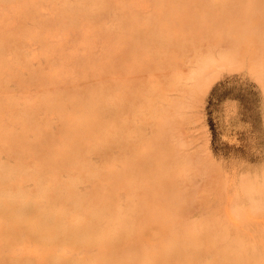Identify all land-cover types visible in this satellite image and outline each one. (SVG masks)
<instances>
[{"label":"bare ground","instance_id":"bare-ground-1","mask_svg":"<svg viewBox=\"0 0 264 264\" xmlns=\"http://www.w3.org/2000/svg\"><path fill=\"white\" fill-rule=\"evenodd\" d=\"M80 1L27 30L19 19L38 14L40 7H53V0H0V150L15 159L14 166L0 163V247H8V254L0 250V264H76L63 252L57 255L56 249L101 240L107 246L97 264H264V163L239 182L225 205L224 196L213 190V196L219 194L217 206L197 220L188 219L197 200L205 203L214 193L209 196L202 183V196L208 198L197 199L193 183L187 191L175 178L201 158V151H186L181 138L186 131L181 135V129L195 103L204 104L213 75L246 67L264 93V0H219V5L208 0H146L141 6L152 2L154 7L148 17L136 13L138 0ZM89 5L97 6L93 16L86 10ZM110 6L119 16L106 30L99 24ZM14 25L45 58V68L31 70L27 77L19 75L21 65H27L14 40ZM69 34L73 44L65 51L61 40ZM9 49L14 55L7 60ZM151 68L160 80L144 88L139 82L142 71ZM3 76L17 81L19 93L6 90ZM34 87L33 99L25 102ZM172 91L179 96L170 97ZM36 106L56 115L58 131L53 136L37 127ZM130 114L151 124L147 148L131 147L149 169L142 164L135 169L126 159L122 171L114 172L107 144L124 133ZM34 130L40 133L27 141L26 133ZM89 154L102 156L101 170L111 180L94 197L82 198L76 186L89 166ZM208 163L199 170L211 177L214 168ZM63 170L68 178L61 184ZM220 173L212 176L210 187L217 186ZM27 179L34 182V191L23 186ZM117 185L127 191L121 210H115ZM70 205L78 207V213L69 214ZM102 218L109 228L101 232L97 220ZM243 221L247 234L239 230ZM28 243L34 245L32 250ZM13 245L20 255L14 254Z\"/></svg>","mask_w":264,"mask_h":264},{"label":"rangeland","instance_id":"rangeland-1","mask_svg":"<svg viewBox=\"0 0 264 264\" xmlns=\"http://www.w3.org/2000/svg\"><path fill=\"white\" fill-rule=\"evenodd\" d=\"M144 1L146 0L137 1L139 3L137 4L138 8L134 6L136 1L132 3V6L137 9V14L140 13V16L142 15L144 17H148L154 12V7L152 2H145L141 6ZM217 1L219 0H208V3L212 5H219ZM77 3L81 4L82 2L80 0H53V7H40L38 9V14H32L21 18L19 19L21 21H19V23L24 29L28 30L38 25V22L42 19L43 21L55 19L64 5L67 4L71 7H75V4ZM130 5L128 6L132 7ZM113 6L106 8V10H104L101 14L102 16L100 18L101 20L99 25L106 30L111 28V25L115 24V22H118L114 21L115 17H118L119 15L115 13L116 8ZM2 8L3 6L0 4V13L3 12ZM132 8H129V10ZM219 9L220 6L217 7V11ZM86 10L93 16L97 12V6L89 5ZM138 10H141L142 12ZM203 10L206 11L205 6L203 7ZM120 25H122V23ZM54 27L59 28L57 24L54 25ZM13 36L14 40H16L20 46V57L27 65V67H25L24 64L21 65L19 75L21 77H27L29 71L45 68V58L42 53H38L39 46H37L25 33H19V29L16 25L13 27ZM61 42L63 43L62 45H64V50L66 51L72 47L73 36L69 34L66 38L61 40ZM205 44L206 43L204 42L202 47H205ZM13 55V51L9 49L5 55V59L8 60ZM189 56L190 55H186V58L191 59ZM187 66L190 67L191 64L187 63ZM184 69L188 70L186 67H184ZM142 72V79H140L139 82L144 88H150V86L160 80L157 70H153L151 68L145 73L144 71ZM212 77L213 79L210 81V87L208 93L206 94V99L204 98L203 100L204 104H199L200 107H198L199 105L197 102L195 103V108L192 107V110L190 108L191 111L188 109V112H190L188 113V116L186 113V122L187 119L189 120L187 123L185 122L184 126H186L181 129V131H186L181 132V135L183 132L186 133V135L184 134L181 137L183 140L185 138L184 142L186 143V151L192 153L194 150L196 152L201 151L202 155L199 154V157L201 158H199L197 163L199 164L201 161L202 163L196 166L194 164L197 163H193L190 165V169L187 172L185 171L180 174L181 176L176 174V181L180 184L182 189H187V191L191 188L189 185L193 183L194 186L193 184L191 186L194 187L193 192H196L194 196L197 195V199H201L200 197L202 195H206L204 193L205 188H207L206 191H210H207V194H211V192L214 193L211 196L208 194L210 197L205 201V203H200L197 199H193L194 196H191L192 194L190 193L192 201L196 203L197 200V204L194 205L193 210L188 215L189 220L205 218L209 212L217 206L219 191L224 196V202H222L221 205H225L227 197H230L237 190L239 182L244 177L254 175L256 169L264 163V93L262 87L254 78L251 77L246 67L233 66L226 68L218 71L216 75H213ZM125 78V75H120V79ZM1 80L4 82L6 90L9 93H19L20 88L17 81L14 79H8L5 76H3ZM29 92L30 95L25 102L33 99L36 87L29 89ZM178 96L179 93L177 91H172L170 95L172 98H177ZM198 101L200 100L198 99ZM25 102L21 103L20 106H25ZM33 115L37 121V127L51 136L57 133V119L53 112L36 106L33 111ZM138 127L140 129V134L136 133V130L138 131ZM36 133H40V131L34 130L27 132L25 136L27 141L33 142L36 138ZM151 136V124L147 122L143 123L140 116L130 114L128 116L127 128L124 130V133L121 136L119 135L115 139V142H111V140H109L110 142L108 141L107 144V160H110L113 171H122L123 161L126 159L132 160V164L135 165V169L137 166L139 167L140 164H142L143 169L147 171L149 169V163L134 155L131 147L133 145H137L139 150L146 149L147 142L150 140ZM208 161L210 162L208 163ZM0 163L5 167L14 166V156L7 151L0 150ZM206 163L210 164L211 167L213 165L212 169L214 168V173L211 172L210 174L219 175L221 172L220 178L223 179L219 178L218 184L216 183L217 188L210 187L212 184H209L210 179L214 175L207 177L208 175L204 174L206 176L205 178L201 172L202 170H199L202 164ZM88 165V168L81 172L80 181L76 186L77 195L82 198L89 196L94 197L96 193L111 180V175L101 170L105 165V161L100 154H89ZM67 178L68 173L66 171L63 170L59 173L58 179L61 184H64L67 181ZM189 178L190 181L188 180ZM47 179H43L44 184L47 183ZM185 180L188 182V185L186 183L187 187L182 185L185 184ZM203 181L207 182L208 186H205L207 183ZM202 185L204 186V191L202 189ZM23 186L28 191L35 190V184L32 180H25ZM215 189L216 192H218L216 195L217 197L213 196L215 195V191H213ZM113 193L116 200L115 210H121L125 206L127 191L123 186L117 185L113 189ZM204 197L208 198V196ZM204 197L202 196V198ZM57 201L60 202V199H57ZM96 206L97 209L102 208L101 205ZM78 211L79 208L76 206L70 205L68 207L69 214H75L78 213ZM97 227L98 230L102 232L106 230V228L108 229L109 225L106 219L102 218L97 220ZM239 230L240 232L247 234L248 224L243 221L239 226ZM106 244L107 241L103 242L101 240L100 243L86 244L77 249L69 250L58 247L56 249V254L59 255L63 252L67 255V257L76 262V264H97L96 259L100 250L107 246ZM33 246L34 245H32V243H28V250H32L34 248ZM0 250L3 254H8L7 246H1ZM13 250H15V255H20L21 251L18 247H16V245H13ZM28 250L27 248L25 249L26 252H28Z\"/></svg>","mask_w":264,"mask_h":264}]
</instances>
